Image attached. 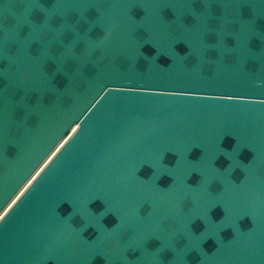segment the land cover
I'll list each match as a JSON object with an SVG mask.
<instances>
[{"label": "water", "instance_id": "obj_1", "mask_svg": "<svg viewBox=\"0 0 264 264\" xmlns=\"http://www.w3.org/2000/svg\"><path fill=\"white\" fill-rule=\"evenodd\" d=\"M0 264H264V0H0Z\"/></svg>", "mask_w": 264, "mask_h": 264}]
</instances>
